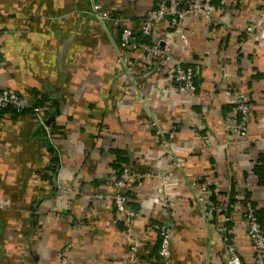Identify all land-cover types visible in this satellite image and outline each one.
<instances>
[{"label":"crops","instance_id":"obj_1","mask_svg":"<svg viewBox=\"0 0 264 264\" xmlns=\"http://www.w3.org/2000/svg\"><path fill=\"white\" fill-rule=\"evenodd\" d=\"M156 1L0 0V86L45 107L44 123L31 110L0 113V264H59L64 251L71 264H129L134 240L136 264H158L156 229L165 222L173 264H224L229 248L251 264L238 200H250L264 226V9L256 0H211L229 27L194 13L183 18L185 43L173 40L166 53L194 67L197 90L186 94L142 52L132 56L138 71L150 64L139 87L117 62L121 25L138 28ZM92 2L111 16L100 20ZM166 29L154 25L151 42ZM235 92L250 107L245 138L230 109ZM149 111L175 126L171 146L182 163L162 193L158 177L127 184L137 212L130 222L108 197L117 166L153 173L169 166ZM206 181L229 221L222 210L210 221L203 215L194 187Z\"/></svg>","mask_w":264,"mask_h":264},{"label":"built area","instance_id":"obj_2","mask_svg":"<svg viewBox=\"0 0 264 264\" xmlns=\"http://www.w3.org/2000/svg\"><path fill=\"white\" fill-rule=\"evenodd\" d=\"M256 1H258L260 7L264 9V0ZM210 2L211 0H187L186 4H183V0H157L155 6L149 8L145 12L143 20L138 28L143 36H150L154 25L161 23L167 25V29L160 33L158 40L151 44L137 41L134 31L124 24L121 25V30L119 32V49H117V62L125 69L126 76L131 86L139 87L140 76L144 75L147 69L150 68V64H146L147 66L144 67V70H136L132 56L136 52H142L146 56L160 62L161 66L168 74L171 86L176 92H194L196 88L194 82V68L191 64L181 62L180 59L167 55L166 48L173 42V40H177V38H181L182 42L185 43L182 22L187 14L194 13L201 18L213 21L216 24H221L225 27L230 26L228 17L225 15H214ZM92 11L100 20L107 19L111 16L110 12L101 10L99 4L96 2H92ZM246 31L251 34L252 27L248 26ZM260 35L264 36V26L261 29ZM10 107L18 112L31 110L34 117L40 123H44L45 107L28 100L11 88L0 86V111ZM230 109L237 119V130L239 135L242 138H245L248 133V125L250 121V107L244 93H234L230 103ZM173 130H175L174 127ZM173 130L172 128H163V130L158 129L156 132L153 130V132L160 138L161 141L159 142H161L162 145L170 147L171 140L174 136V133L172 132ZM170 160L174 161L176 159L170 155ZM172 168L173 164H170L168 172H170ZM141 173V171H137L134 168L124 166L119 177H116L112 181V191L108 193V197L112 199L116 212L123 215V220L131 222L137 214V212L128 205L129 199L125 193L126 185L135 178L152 175V173ZM194 184L196 183L192 182V186ZM194 188H196L194 190L195 198L207 220H212L217 211L226 208L210 202L209 194L213 190L208 184V181L201 182ZM101 197L102 195H97V198ZM238 203H240L242 207L246 233L254 249L251 264H264V231L255 215V208L248 200L240 199L238 200ZM223 219L224 222H227L230 217L224 215ZM146 229L152 230V226L147 225ZM156 230L159 237V247L157 252L158 264H173L171 251L173 233L172 223H162ZM222 230H226L225 224L223 225ZM137 250L138 244L137 241L134 240L130 245L131 256L129 258V264H136L139 262ZM227 252L228 254L224 264H246L241 260L240 256L233 248H229ZM59 264H71L65 251L59 257Z\"/></svg>","mask_w":264,"mask_h":264},{"label":"rangeland","instance_id":"obj_3","mask_svg":"<svg viewBox=\"0 0 264 264\" xmlns=\"http://www.w3.org/2000/svg\"><path fill=\"white\" fill-rule=\"evenodd\" d=\"M192 92H189V93H187L186 92V94H191ZM243 93V92H242ZM139 96V95H138ZM246 96V95H245ZM246 98H247V96H246ZM139 100L140 101H142V103H146V100H147V95H145L144 96V94H142V96H141V99L139 98ZM248 101V100H247ZM249 104V103H248ZM149 115H148V126H149V129L151 130V132H152V134H154L153 133V130H155V132H156V130H158V129H160V130H163V128H172V130H173V127L175 128V126L172 124V125H170V124H165L164 122H161L160 120H159V118L157 117V116H155V114L154 113H152V112H150L149 111V113H148ZM249 129V128H248ZM173 133H174V135H175V130H173L172 131ZM156 137H157V140H158V143H159V145H161V146H164L165 148H169L170 150L168 151V159H169V163H168V168H167V171H164V172H161V171H158V172H155V173H153V172H151V171H149L148 169H146V170H141V174H151L152 173V175H150L151 177H158V178H161L162 179V186H160V187H158L157 188V190H158V192H163L164 190H165V188L166 187H164L165 186V181H166V179L168 178V176L171 174V173H173V171H175V170H177V169H179V168H181V159L179 158V156H177V154L175 153V151L173 150V148H172V146H171V143H172V140H173V138H174V136H173V138H172V140H171V143H170V147H167V146H165V145H162L161 144V142H159V141H161L160 140V138L156 135V134H154ZM170 155H172L176 160H174V161H172V160H170ZM170 164H173V168H172V170L170 171V172H168V170H169V168H170ZM138 171V170H137ZM115 179V178H114ZM129 183V182H128ZM208 184H210L209 182H208ZM125 190H127V185H126V189ZM211 195V193L209 194V196ZM110 196H111V194H110ZM196 199V198H195ZM112 200V199H111ZM209 200H210V197H209ZM113 202V201H112ZM211 202V201H210ZM220 213V210L219 211H217L216 212V215L217 214H219ZM224 220V219H223ZM223 223H222V226H219L220 227V229H222V227H223Z\"/></svg>","mask_w":264,"mask_h":264},{"label":"trees","instance_id":"obj_4","mask_svg":"<svg viewBox=\"0 0 264 264\" xmlns=\"http://www.w3.org/2000/svg\"><path fill=\"white\" fill-rule=\"evenodd\" d=\"M216 1L218 2V0H214V1H212V2H214V3H216ZM186 2H187V0H183V4H186ZM156 3V2H155ZM154 6H155V4H154ZM142 22V21H141ZM140 25V24H139ZM138 28H139V26H138ZM138 28H136L135 30H133L134 31V35L136 36V39H137V41H139V42H144V43H146V44H151L152 42H151V40H150V36H143L141 33H140V31H139V29ZM120 30H121V27H120V29H119V32H120ZM187 64H189V63H187ZM186 65V64H185ZM191 66L193 67V65L191 64ZM194 68V67H193ZM195 71V70H194ZM194 82H195V84H196V88H195V90H197V86H198V83H197V81H196V75H195V77H194ZM36 104H41V102H39V101H36L35 102ZM4 110H12V112H15L16 114H19V113H22V112H18V111H16L14 108H6V109H4ZM4 110H2V111H0V113L1 112H3ZM24 112V111H23ZM154 133V132H153ZM155 134V133H154ZM113 152L116 154V157H117V159L119 158V159H123V158H121V151H119V150H113ZM123 167L124 166H117V168H118V173H117V177H119V175H120V173L122 172V169H123ZM129 167V166H128ZM131 168V167H130ZM263 182H264V180H263ZM126 193V195L128 196V193H127V191L125 192ZM243 200V199H242ZM248 201H250V200H248ZM251 202V201H250ZM251 204H252V206L255 208V210H254V212H255V215H256V217H257V220H258V222H259V224H260V226H261V228H262V230L264 231V226L262 225V222H261V219H260V215L258 214V211L256 210V207L254 206V204L251 202ZM132 208V207H131ZM133 210H134V208H132ZM231 209V206H229V210ZM222 213L223 214H225V216L226 215H229L228 214V208H225V210H222ZM161 225V224H160Z\"/></svg>","mask_w":264,"mask_h":264},{"label":"water","instance_id":"obj_5","mask_svg":"<svg viewBox=\"0 0 264 264\" xmlns=\"http://www.w3.org/2000/svg\"><path fill=\"white\" fill-rule=\"evenodd\" d=\"M48 122V121H47Z\"/></svg>","mask_w":264,"mask_h":264}]
</instances>
